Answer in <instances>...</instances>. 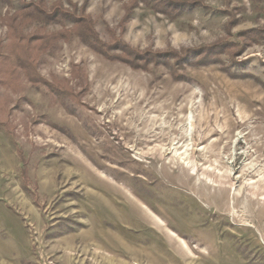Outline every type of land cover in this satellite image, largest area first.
Segmentation results:
<instances>
[{"label": "rangeland", "instance_id": "obj_1", "mask_svg": "<svg viewBox=\"0 0 264 264\" xmlns=\"http://www.w3.org/2000/svg\"><path fill=\"white\" fill-rule=\"evenodd\" d=\"M36 1L0 0V42L13 27L61 30L21 18ZM199 1L175 18L137 2L122 23L129 0H43L49 12L83 7L109 46L226 43L231 54L184 64L174 78L163 65L106 59L71 35L33 70L72 96L20 72L14 88L0 83L11 123L0 130V264H120L84 247L86 238L109 247L108 236L145 254L126 264H264V38L254 33L264 30V0Z\"/></svg>", "mask_w": 264, "mask_h": 264}, {"label": "trees", "instance_id": "obj_2", "mask_svg": "<svg viewBox=\"0 0 264 264\" xmlns=\"http://www.w3.org/2000/svg\"><path fill=\"white\" fill-rule=\"evenodd\" d=\"M129 0L125 5V16L122 19L124 23L131 13L132 7L137 2H141L152 6L157 12L167 15L169 18H175L177 15L183 13L187 9L200 7V1L194 0ZM261 1V0H253ZM59 5V3H57ZM54 4L50 11H47L43 5V0H37L33 4L24 7L21 18L26 21H33L47 25H59L61 30L57 32L38 31L30 35H22L19 31L11 28V35L9 41L6 43L0 42V83H8L9 88H14L11 83L16 80L17 72L24 73L28 79L34 83L46 85L51 94L56 97L72 96L67 87V83L53 82L47 84L34 72V59L41 53L45 52L55 41L67 40L71 35L76 36L82 43L87 45L94 52L102 55L109 60H117L123 62L133 69H146L150 64L158 66L163 65L169 67L173 74L177 69L185 65H209L218 61V57L228 50L231 54V49H228L226 43L216 44L210 47L189 48L180 51H144L139 52L127 46L124 42L118 39L112 40V46L102 43L92 25L90 18L84 14L83 7L76 9L73 6V12ZM28 21V22H29ZM71 21L72 27L65 29V22ZM258 35L257 38H264V30L254 32ZM253 36H255L253 34ZM67 38V39H66ZM251 40H256L255 38ZM111 50L117 53H110ZM176 75V74H175ZM174 78H178L177 75ZM17 83V82H16ZM63 85H61V84ZM65 83V84H64ZM16 85V84H15ZM8 115L0 114V130L7 133L11 132V123ZM23 174H26L23 172ZM24 178V177H23Z\"/></svg>", "mask_w": 264, "mask_h": 264}, {"label": "bare ground", "instance_id": "obj_3", "mask_svg": "<svg viewBox=\"0 0 264 264\" xmlns=\"http://www.w3.org/2000/svg\"><path fill=\"white\" fill-rule=\"evenodd\" d=\"M113 194V193H112ZM113 198L116 200H122L124 201V197L117 193V194H113ZM124 198V199H123ZM107 241L110 242V246H98L95 243V240L92 238H86L85 240V248L93 246V250L91 251L94 256L100 257L101 259H103L104 261L111 263V262H119L120 264H126V262L124 261H120V260H125L128 259L130 261V259L134 258V259H141L144 260V255L142 254V251L140 249H135L125 243H123V241H119L118 238H113L111 236H108ZM101 250V252H99Z\"/></svg>", "mask_w": 264, "mask_h": 264}]
</instances>
